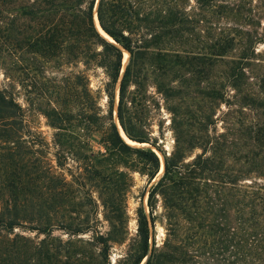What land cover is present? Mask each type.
<instances>
[{
  "label": "trees",
  "instance_id": "1",
  "mask_svg": "<svg viewBox=\"0 0 264 264\" xmlns=\"http://www.w3.org/2000/svg\"><path fill=\"white\" fill-rule=\"evenodd\" d=\"M205 1L210 4L215 0ZM96 3L0 0V22L4 24L0 28V55L21 47L56 65L64 54L69 61L79 60L87 70H104L109 80L102 91L94 93L89 78L79 73L74 81L57 86L47 106L36 103V111L55 131L53 159L42 136L39 141L22 136L31 134L26 111L11 84L0 86V264H73L72 260L86 264L85 252L74 254L72 242L63 243L53 237L55 230H63L70 237L92 231L89 226L74 227L79 219L72 216L79 206L74 196L92 198L85 182L98 190L107 208L114 202L112 194L124 190L127 180L132 182V174L137 172L152 184L162 172L157 153L131 146L115 123V87L121 78L124 54L96 27ZM98 19L103 31L130 54L120 82L119 123L129 140L152 144L160 150L147 134L153 98L144 88L148 67L154 73L157 93L167 101L179 99L182 91L165 84L162 75L172 76L171 82L178 80L182 86L200 85L225 64L229 83L239 88L248 63L255 59L248 53L238 58L228 56L242 36L237 29L224 31L210 24L206 30L208 41L200 42L203 26L190 19L174 0H100ZM22 21L37 27L29 28L23 36L16 26ZM12 33L16 37L11 38ZM228 58L231 60L224 61ZM6 77L11 79L9 74ZM132 85L135 88L130 91ZM261 85L264 89V79ZM101 94L108 98L107 110L100 105ZM204 96L209 97V93ZM94 134L101 136V148L97 150L90 142ZM247 136L254 149L242 159L259 169L264 166V125L247 132ZM226 141L225 135H219L209 153L205 151L187 164L185 152L179 147L170 155L161 150L164 174L150 188L149 217L143 207L138 210L137 239L127 264H142L145 259V264H264V185L254 182L264 179V175L231 166L229 162L235 157L223 151ZM60 170L69 173L72 183ZM245 180H252V184H240ZM72 184L79 190L71 191ZM160 199L167 231L162 246L155 240L151 242L150 229V223L155 229ZM26 224H35L30 230L45 238L36 244L11 236L16 227L24 228ZM91 233L92 241L87 244L101 248L102 260L108 259L110 244L125 240L114 226L106 235L97 230Z\"/></svg>",
  "mask_w": 264,
  "mask_h": 264
},
{
  "label": "rangeland",
  "instance_id": "2",
  "mask_svg": "<svg viewBox=\"0 0 264 264\" xmlns=\"http://www.w3.org/2000/svg\"><path fill=\"white\" fill-rule=\"evenodd\" d=\"M174 3L178 8L185 10L190 19L203 26L200 42L208 41L206 30L210 28V24L214 28L224 31L237 29L241 31L242 36L236 42V50L228 53V56L238 58L242 54L248 53L254 54L255 59L248 63L250 65L246 69V78L239 88H234L229 83L228 69L225 64H221L213 70L208 81L200 82V85L190 83L188 86H182L178 80L171 82L174 80L172 76L161 74L165 84L182 91L179 99L167 101L157 93L154 73L148 67L144 88L145 92L149 90V95L153 97L150 99L151 112L147 117L148 128H150L147 133L149 138L156 141L157 146H160L167 155L172 154L179 147L180 151L185 152L184 162L187 164L192 162L197 155L203 154L205 151L209 153L214 138L225 135L226 144L223 145L221 142L224 146L223 151L231 153V156L235 157V161H230L229 164L236 169L252 170V172H260L264 175V166L253 169L242 159L245 153L254 149L252 142L248 139L247 132L264 125V89L261 85L264 79V0H215L210 4L205 0H174ZM16 26L22 30L21 32H24L19 33L23 36L29 28L37 27L34 23L26 21H22ZM1 27H4V24L0 22ZM242 32H246V34ZM10 36L11 38L16 37L15 33ZM17 38L19 41L22 40V37ZM107 39L112 42L111 38L107 37ZM251 43L252 45H250ZM122 51L124 63L129 64L130 56L125 61L126 50ZM12 52L8 55H0V86L5 87L11 84L18 102L26 111L27 124L31 134L22 136L28 141H39L41 139L39 136H42L52 153L49 157L53 159L52 155L56 150L55 131L48 125L46 118L36 111L35 108L38 106L36 103L47 106L49 100H53V92L58 90L57 86H65L69 81H74L79 73L84 72L89 78L90 88L94 93L103 90L109 81L108 77L104 70L95 67L87 70L79 60L70 59L69 61L64 54L57 60L56 65H50L46 59L29 53L26 48L20 47ZM229 60L231 59L228 58L224 61ZM53 66L55 67L53 68ZM6 74H9L11 79H8ZM134 88L132 85L130 91H133ZM119 92L120 84L118 82L114 95V117L122 134L123 132L118 126ZM208 93L209 97L204 96ZM100 105L104 110L108 109L109 101L106 94H101ZM124 136L123 138L127 140ZM100 139L101 136L98 134H94L90 139L95 150L101 148ZM127 141L131 146L150 148L155 151L160 157L162 172L160 170L152 184L147 180V177H142L137 172L132 174V182L127 180L124 190L112 194L114 202L111 207L107 208L102 205L98 190L92 187L91 182H85L86 190L92 194V198L87 195H79L81 197L75 199L74 196L75 202L79 204L72 215L79 219L74 223V227L84 229L89 226L92 231L97 230L106 235L114 226L117 231L123 233L122 237L125 239L120 244H110L108 259L102 260L99 258L101 248L87 244L92 241V231L77 237H70L63 230H55L54 238L62 240L63 243L72 242L75 245L71 248L72 253L78 252V250L86 253L84 259L86 264H127L128 256L133 249L135 239H137L138 210L143 207L149 217L148 195L150 188L159 182L164 174V155L158 147L147 143L141 145ZM70 164L74 165V162L71 160ZM59 172L67 178L69 183H72V177L67 171L60 170ZM254 182L264 185V179H255ZM240 184L247 186L252 184V180H245ZM78 188L80 187L72 184L71 191L79 190ZM155 215L157 216L155 229L150 223L151 242L153 243L155 240L159 246H162L167 239V231L161 199ZM83 222H86V225H81ZM32 226L26 224L24 228L16 227L11 236L25 238L37 244L45 238V235L30 230ZM146 261L147 259L142 264H145ZM72 262L75 264L74 260Z\"/></svg>",
  "mask_w": 264,
  "mask_h": 264
},
{
  "label": "water",
  "instance_id": "3",
  "mask_svg": "<svg viewBox=\"0 0 264 264\" xmlns=\"http://www.w3.org/2000/svg\"><path fill=\"white\" fill-rule=\"evenodd\" d=\"M99 2H100V0H98L97 3H96V8H95V11H94V18H97V20H98V24H99V27H100V29L102 30V32H103L108 38H111L109 35H107V34L103 31V29H102L101 26H100L99 19H98V6H99ZM99 32H100V31H99ZM101 35H102L103 37L107 38V37L104 36L102 33H101ZM111 39H112V38H111ZM112 41H113V42H111V43H114V44L117 45L121 50H124V49H123L122 47H120V45H118L113 39H112ZM127 66H128V64H126L125 68H124V66H123V68H122L121 78H120L119 84H120V82H121V79H122V77H123L125 71H126ZM118 126H119V128H121V130L123 131V129H122L120 123L118 124ZM123 133H124V131H123ZM124 135H125V133H124ZM125 137H126V135H125ZM126 139L129 140L127 137H126ZM129 142L135 143V142H133V141H131V140H129ZM135 144H138V143H135Z\"/></svg>",
  "mask_w": 264,
  "mask_h": 264
},
{
  "label": "bare ground",
  "instance_id": "4",
  "mask_svg": "<svg viewBox=\"0 0 264 264\" xmlns=\"http://www.w3.org/2000/svg\"><path fill=\"white\" fill-rule=\"evenodd\" d=\"M95 24H96V27L98 28V30L99 31H101L102 32V30L100 29V27H99V24H98V20H97V18H95ZM103 33V32H102ZM103 35H105L104 33H103ZM112 40V39H111ZM113 42V41H112ZM129 53L127 52V51H125V61L129 58ZM126 64H127V62H125L124 63V68H125V66H126ZM122 131V130H121ZM123 132V131H122ZM122 134H124V133H122ZM124 136V135H123ZM125 137V136H124ZM131 143V142H130Z\"/></svg>",
  "mask_w": 264,
  "mask_h": 264
}]
</instances>
